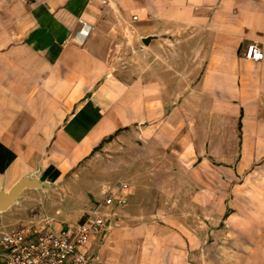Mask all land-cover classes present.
<instances>
[{
  "label": "crops",
  "instance_id": "0c3cea01",
  "mask_svg": "<svg viewBox=\"0 0 264 264\" xmlns=\"http://www.w3.org/2000/svg\"><path fill=\"white\" fill-rule=\"evenodd\" d=\"M80 20L90 26L83 40ZM124 22L135 46L130 81L108 60ZM251 42L264 54V0H0V187L33 171L57 183L104 139L130 133L147 156L158 142L179 163L207 166L211 195L195 205L209 203L211 219L248 239L255 222L262 238L264 55L245 58ZM134 193L129 185L125 207L139 201ZM150 202L141 217L155 214ZM125 207L91 237L86 264H193L179 240L159 253L157 219L138 221ZM5 211L0 231L14 216ZM162 229L159 244L175 234Z\"/></svg>",
  "mask_w": 264,
  "mask_h": 264
},
{
  "label": "rangeland",
  "instance_id": "374dc122",
  "mask_svg": "<svg viewBox=\"0 0 264 264\" xmlns=\"http://www.w3.org/2000/svg\"><path fill=\"white\" fill-rule=\"evenodd\" d=\"M133 28L124 22V27L116 33L118 39L108 57L111 69L125 81L133 76ZM147 144L132 141V135L125 133L118 138H106L93 152V156L83 162V168L73 175L67 173L62 180L44 189H34L23 194L8 212H13L7 220V226L28 222L32 218L51 219L52 224L63 225L74 222L89 213L102 197L103 187L112 185L117 180L127 182L139 201L130 202L127 210L138 211L155 207L154 215H141L138 221L156 224L159 253L164 246L178 240L187 248V259L193 264H264V233L258 236V225L254 224L255 238H246L241 232L231 230L227 222L213 220L210 217L211 205H195V197L210 198L211 171L199 162L179 163L175 153L169 157L163 153L164 146L158 142L151 148L157 153L146 155ZM138 149L145 155L137 157ZM145 149V150H144ZM161 151V152H159ZM72 177L69 181L68 179ZM222 177V176H221ZM197 185H199V188ZM51 186V187H50ZM150 188V189H149ZM155 203L156 205L154 206ZM197 209V212H196ZM60 210V212H56ZM62 212V214H61ZM159 212L164 214H159ZM171 214H170V213ZM169 218L167 216L169 214ZM5 214V213H3ZM166 218V219H165ZM34 220V221H35ZM134 219V223L138 222ZM132 223V222H131ZM244 222H240V225ZM247 225L245 228L249 230ZM172 229L174 235H159L161 229ZM162 229V230H163ZM252 232V231H250ZM165 250V249H164ZM161 251V252H160ZM164 253V252H163Z\"/></svg>",
  "mask_w": 264,
  "mask_h": 264
},
{
  "label": "built area",
  "instance_id": "2783aa9c",
  "mask_svg": "<svg viewBox=\"0 0 264 264\" xmlns=\"http://www.w3.org/2000/svg\"><path fill=\"white\" fill-rule=\"evenodd\" d=\"M80 23L78 33L83 40L90 26L82 20ZM243 55L249 60H261L264 54L251 42ZM128 187L123 180L104 187L101 200L89 213L74 222H65L57 230L52 227L51 219L32 218L0 231V264H86L91 237L104 231L107 218L127 205Z\"/></svg>",
  "mask_w": 264,
  "mask_h": 264
},
{
  "label": "water",
  "instance_id": "95a60500",
  "mask_svg": "<svg viewBox=\"0 0 264 264\" xmlns=\"http://www.w3.org/2000/svg\"><path fill=\"white\" fill-rule=\"evenodd\" d=\"M149 40V36L143 38L146 42ZM49 185L38 179L36 171L20 177L13 185L8 189L0 187V212L7 210L10 206L19 200L20 193L27 188H47Z\"/></svg>",
  "mask_w": 264,
  "mask_h": 264
}]
</instances>
